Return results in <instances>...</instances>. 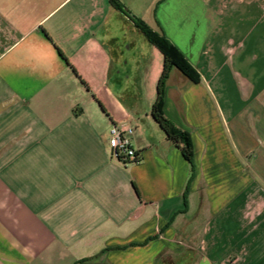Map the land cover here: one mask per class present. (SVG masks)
<instances>
[{
  "label": "crops",
  "instance_id": "0c3cea01",
  "mask_svg": "<svg viewBox=\"0 0 264 264\" xmlns=\"http://www.w3.org/2000/svg\"><path fill=\"white\" fill-rule=\"evenodd\" d=\"M0 0V264H264V0ZM134 126L139 161L107 152ZM186 192V194H185Z\"/></svg>",
  "mask_w": 264,
  "mask_h": 264
},
{
  "label": "trees",
  "instance_id": "16d2710c",
  "mask_svg": "<svg viewBox=\"0 0 264 264\" xmlns=\"http://www.w3.org/2000/svg\"><path fill=\"white\" fill-rule=\"evenodd\" d=\"M115 7L121 8L116 0H111ZM124 14L143 32L145 37L154 44L163 55V66L157 81L156 98L151 106V115L164 131L166 137L173 141L181 150L185 159L192 166V147L189 134L176 127L164 114L162 105L164 98V84L171 67H177L192 81H198L197 71L185 59L184 55L165 37L163 33L152 30L139 17L126 12ZM186 194V192H185Z\"/></svg>",
  "mask_w": 264,
  "mask_h": 264
},
{
  "label": "built area",
  "instance_id": "2783aa9c",
  "mask_svg": "<svg viewBox=\"0 0 264 264\" xmlns=\"http://www.w3.org/2000/svg\"><path fill=\"white\" fill-rule=\"evenodd\" d=\"M134 126L129 122L111 123L107 132V152L122 166L139 161V152L132 144Z\"/></svg>",
  "mask_w": 264,
  "mask_h": 264
}]
</instances>
